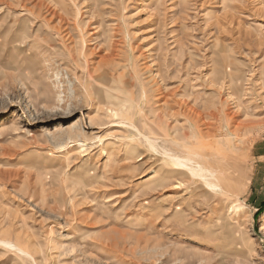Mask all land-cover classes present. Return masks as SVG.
<instances>
[{"label": "rangeland", "instance_id": "rangeland-1", "mask_svg": "<svg viewBox=\"0 0 264 264\" xmlns=\"http://www.w3.org/2000/svg\"><path fill=\"white\" fill-rule=\"evenodd\" d=\"M263 216L264 0H0V264H264Z\"/></svg>", "mask_w": 264, "mask_h": 264}, {"label": "bare ground", "instance_id": "bare-ground-1", "mask_svg": "<svg viewBox=\"0 0 264 264\" xmlns=\"http://www.w3.org/2000/svg\"><path fill=\"white\" fill-rule=\"evenodd\" d=\"M81 146V145H80ZM168 160L171 162L172 165L178 166V167H185L191 175L198 176L202 178L204 181L205 185L209 187V189H213L218 186V182L220 179V172L217 171L216 168L214 167H203L198 165L196 168H193L190 163V159L188 157H181V156H174V155H167ZM218 191V190H216ZM263 223H264V216H263ZM263 228V226H262ZM2 240H0L1 242ZM5 242V241H2ZM9 246H12L11 244H7ZM16 247V245L12 246ZM18 250L22 253H27L21 248H18Z\"/></svg>", "mask_w": 264, "mask_h": 264}]
</instances>
